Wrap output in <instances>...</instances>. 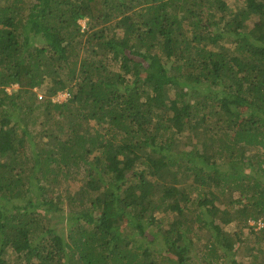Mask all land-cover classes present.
<instances>
[{"label": "trees", "instance_id": "trees-1", "mask_svg": "<svg viewBox=\"0 0 264 264\" xmlns=\"http://www.w3.org/2000/svg\"><path fill=\"white\" fill-rule=\"evenodd\" d=\"M246 228L264 0H0V264H264Z\"/></svg>", "mask_w": 264, "mask_h": 264}, {"label": "rangeland", "instance_id": "rangeland-1", "mask_svg": "<svg viewBox=\"0 0 264 264\" xmlns=\"http://www.w3.org/2000/svg\"><path fill=\"white\" fill-rule=\"evenodd\" d=\"M232 6H234L235 5V3H232L231 4ZM81 23V25L83 26V27H85L86 26V21H81L80 22ZM14 88H16V87H13V88H8V89H6V91L8 90V92H10V93H12V92H14ZM40 95H43L42 93L40 94ZM55 100L57 101V102H59V103H64V102H67V100H66V98L64 97V96H62V97H60L59 98V95L55 98ZM55 130V129H54ZM34 131L35 132H37V131H39V128L37 127V126H35L34 127ZM28 152H31V150L30 149H28ZM72 177L70 178V177H68V178H66V175L65 174H61V176H60V180L61 181H63V182H65V184H67V182H69L70 180H75V181H73V182H71L70 184L72 185V187H71V189H73V190H76V189H78L79 188V185H80V181L84 178V173L82 172H77V174H72L71 175ZM52 180V179H51ZM67 189V187L64 185L63 187H62V190H66ZM54 194H52L51 192L49 193V196L51 197V196H53ZM63 214H65V215H69V212H68V210H65V211H63ZM160 219H161V222L162 223H164L166 226H164L165 228H167V226H168V224L172 221V217H171V213H169V214H163L161 217H160ZM258 230V229H257ZM255 231V232H259V231ZM155 232H157V230L155 229L154 230ZM153 231V232H154ZM229 232H230V230H228ZM251 236V233L249 232V229L248 228H246V229H244V234H243V236H242V241L243 242H246L247 244H250L249 242L250 241H255V244L254 245H256V246H261L262 248L264 247V241L262 242V241H260L259 243L256 241V237H254V236H252V237H250ZM159 246H161V244H159L157 247H159ZM197 252V251H196ZM196 254V257H195V261H194V264H205V263H203V261H202V259H201V257H202V255H200V253H195ZM237 256L239 257V259H238V263H240V261H246L247 259L246 258H244V260L243 259H241V253L240 252H238V254H237ZM263 257V256H262ZM264 258V257H263ZM263 261V260H262ZM210 263V261H208L206 264H209ZM214 263L215 264H228V262L227 261H224V260H222V261H220V262H218V261H214ZM247 263V262H246ZM241 264V263H240ZM248 264V263H247Z\"/></svg>", "mask_w": 264, "mask_h": 264}, {"label": "built area", "instance_id": "built-area-1", "mask_svg": "<svg viewBox=\"0 0 264 264\" xmlns=\"http://www.w3.org/2000/svg\"><path fill=\"white\" fill-rule=\"evenodd\" d=\"M62 96H64L65 98H67L69 96V94H67V93L59 94V98L62 97Z\"/></svg>", "mask_w": 264, "mask_h": 264}, {"label": "clouds", "instance_id": "clouds-1", "mask_svg": "<svg viewBox=\"0 0 264 264\" xmlns=\"http://www.w3.org/2000/svg\"><path fill=\"white\" fill-rule=\"evenodd\" d=\"M63 93H67V94H69V96L66 98V100L68 101V99L71 97V94H70L69 92H60L59 94H63ZM59 94H58V95H59ZM58 95H57V96H58ZM56 102H57V101H56Z\"/></svg>", "mask_w": 264, "mask_h": 264}]
</instances>
